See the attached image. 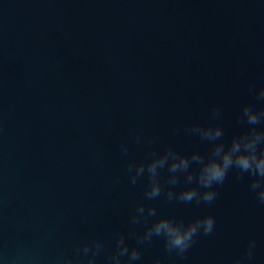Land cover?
Here are the masks:
<instances>
[{
  "label": "water",
  "instance_id": "water-1",
  "mask_svg": "<svg viewBox=\"0 0 264 264\" xmlns=\"http://www.w3.org/2000/svg\"><path fill=\"white\" fill-rule=\"evenodd\" d=\"M253 83L264 87V0H0V264H63L96 240L108 264L119 235L136 247L128 233L145 226L129 221L149 202L129 161L206 152L183 129L214 122V106L230 142L243 106H264ZM249 183L230 173L211 206L150 202L153 220L213 215L216 228L183 258L154 238L133 264H233L253 239L250 264H264Z\"/></svg>",
  "mask_w": 264,
  "mask_h": 264
},
{
  "label": "clouds",
  "instance_id": "clouds-1",
  "mask_svg": "<svg viewBox=\"0 0 264 264\" xmlns=\"http://www.w3.org/2000/svg\"><path fill=\"white\" fill-rule=\"evenodd\" d=\"M249 91L264 104V87L257 92L253 83L249 85ZM221 118V108L214 106L211 109V121L214 122L192 123L183 129L190 136L207 144L206 152L182 153L168 146L162 152L150 151L145 161H129V181L135 186L146 177L144 200L149 202L137 205L129 222L133 225L143 224L145 229L142 233H128V239L136 240V247L130 248L125 236L119 235L115 241V251L107 258L108 264H122L124 257H127L128 264H133L141 259L140 246L151 244L154 238L163 240L164 248L169 254L174 253L183 258L198 236H210L214 233L216 219L213 215L197 217L189 222L172 217L153 220L158 212L150 202L161 197L169 203L211 206L219 195L218 188L225 183L230 173L235 172L237 179H249V190L264 205V106H243L237 117V124L242 127V131L234 134L230 142L225 140ZM180 131V128L176 129L177 133ZM135 142H141L139 135L135 137ZM120 150L124 156L129 153L127 144L122 143ZM165 172L166 176L163 175ZM181 184L184 187L177 190ZM255 249L256 241L250 240L244 254L236 258L233 264H250L255 256ZM102 250L103 242L99 240L85 244L82 248L77 246V259L74 261L71 257H66L63 264H83L79 259L81 252L87 257V264H95ZM156 264H161V261L157 260Z\"/></svg>",
  "mask_w": 264,
  "mask_h": 264
}]
</instances>
